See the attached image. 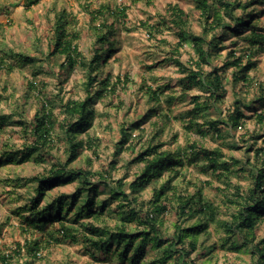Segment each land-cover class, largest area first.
Masks as SVG:
<instances>
[{
	"label": "rangeland",
	"instance_id": "1",
	"mask_svg": "<svg viewBox=\"0 0 264 264\" xmlns=\"http://www.w3.org/2000/svg\"><path fill=\"white\" fill-rule=\"evenodd\" d=\"M27 1L0 0V115L8 116L0 132V254L6 256V263L130 264L128 260L118 259L113 250L108 254L102 253L85 239L91 237L96 240L98 236L88 233L81 224L91 223L102 227L119 224L118 203L126 204L121 198H110L108 191L102 186L98 188L95 201L106 199L109 206L98 220L93 217L76 220L73 213L76 207L67 214L66 219L47 222L42 230L27 226L23 219L29 215L28 206L35 196L37 182L33 179L34 176L45 174L53 166H61L67 158L68 143L59 127V123L66 117L61 105L68 99L85 97L84 85L89 72L87 66L94 50L101 45L105 48L101 59L96 63V70L91 72L93 76L97 75L92 89L97 90L99 81L107 74L110 75V84L102 97L93 98L91 126L77 134L76 139L82 141L83 146L77 159L67 167L100 171L113 186L117 185L116 180L121 179L124 183L122 190L128 194L127 184L143 166L142 162H132V159L148 144H158L159 150L179 153L193 142L208 149L218 148L224 155V161L231 162V158L240 161L236 165H229L231 172L227 176L230 179L215 176L209 169H203V161L185 163L177 175L165 171L138 193L130 195L137 199L131 206L142 214L145 211L152 213L155 189L170 180L177 192L184 196L194 194L197 189L201 190L205 199L217 204L221 218L229 219L233 210L225 196L236 198L234 192L238 186L240 192L247 193V189L252 187L251 173L248 172L250 165H257L263 160V157L255 160L254 149L248 150V147L253 143L255 147L264 149V140L258 136L264 135V121H259L256 117L257 113L264 111V101L261 98L264 95V43L260 50H254L249 57L245 40L249 30H244L240 35L227 33L222 37L217 48L211 50L210 63L204 64L202 69L206 73L216 70L221 75L225 93L221 101L216 102L211 109L195 114L190 112L191 95H199L203 100L209 92L205 87L185 84V73H181L172 62L170 57L177 55L174 51L181 31L171 23L166 8L177 5L185 13V25L181 29L187 35H201L204 24L196 7V0H35L32 4ZM230 1L244 3L249 0ZM257 1L259 2H255L247 10L257 14L255 30L264 34V0ZM209 2L214 4L215 0ZM100 5L120 12L118 16L106 13L102 17L107 19L108 24L113 23L114 33L109 36L113 40L114 52L111 54L106 50V44L99 43L95 36L94 29L102 20H91V11L98 9ZM122 8H125L124 13ZM62 9L72 15L73 20H70L67 30L78 33L75 42L82 54V61L86 63H77L70 70L65 65L61 66L65 63L63 56L48 57L54 14ZM240 14L241 9L234 13L236 16ZM227 19L229 23V18ZM205 37L209 40L210 33ZM179 47V60L194 68L192 62L197 56L190 40ZM106 54L110 56L106 57ZM20 55L34 57L35 61H19ZM238 56L242 57V64H246L248 59L255 62L256 66L247 72L252 83L235 81V68L222 66L224 61ZM9 65L13 69L10 70ZM29 80L37 84L33 91L27 89ZM150 89L159 92L158 102L150 98ZM36 98L55 103L52 107L55 117L53 141L43 152L42 159L36 160L33 155L29 159L21 160L17 157L16 161L5 162L4 151L20 150L33 141L29 134V124L40 106ZM236 101H239L245 117L234 127L228 125L227 115L233 111ZM152 108L156 110L155 114L151 113ZM191 118L199 123L208 119L217 120L216 126L221 129V134H213L207 123L203 126L205 130L208 129L206 134L203 136L197 133L188 126ZM139 120L142 122L138 129L130 127ZM122 127L127 128L130 133L124 143H120ZM92 181L99 183L97 175L92 176ZM77 183L78 179H73L67 184L47 190L44 196L38 197L37 208L46 206L56 196L73 193ZM166 193L168 200L160 199L165 203L166 209L162 215L156 216L158 220L155 224L160 237L169 240L175 225L186 226L194 218L180 220L176 213L177 197L172 195L171 190ZM128 209L129 207L124 208L125 211ZM61 223L73 228L75 240L58 232ZM127 226L130 230H148V226L140 224L139 219L127 222ZM207 230L210 231L209 236L202 234L199 238V242L204 241L206 246L190 252L184 258L185 264H255L254 255L249 250L234 251L228 248V244L221 245L226 237L221 228L210 224ZM262 237L264 218L256 229V241ZM35 240L40 245L37 258L27 251L25 245ZM114 247L113 244V249ZM164 247L165 245L151 247L147 244L146 255L141 264L156 261ZM91 252L94 253L93 256ZM0 264H3L1 260ZM166 264L180 263L171 258Z\"/></svg>",
	"mask_w": 264,
	"mask_h": 264
},
{
	"label": "trees",
	"instance_id": "2",
	"mask_svg": "<svg viewBox=\"0 0 264 264\" xmlns=\"http://www.w3.org/2000/svg\"><path fill=\"white\" fill-rule=\"evenodd\" d=\"M28 4H32L35 0H28ZM257 0H249L244 3L240 1L230 0H215L212 4L209 0H196V7L200 11V17L203 20V33L201 35H193L184 32L181 29L185 25V13L177 5H169L166 11L169 13L171 23L176 26L181 33L178 34L179 43L175 47L174 53L170 58L172 62L178 67L181 73H185V84L205 87L209 94L206 98L201 100L199 95H191L190 100L192 102V109L190 112L195 114H201L213 107L216 102H220L225 93V89L222 84V77L216 70L205 72L202 69L204 64H209V59L212 58V49L217 48V43L222 40L227 33H233L234 35H240L244 30H249L245 40L248 44V56L256 50H260L264 43V34L256 31L254 26L255 18L257 14L252 10H247ZM241 9V14L234 15L235 11ZM125 8H122L124 13ZM91 20L96 21L100 18L102 22H99L95 27V36L99 43L106 44V50L108 53H113L112 48L113 40L109 37L112 36L113 23L108 24L107 19L102 17L107 14H113L118 16L119 10L111 11L108 6L100 5L98 9L91 11ZM120 13V12H119ZM123 13H121L123 15ZM101 16V17H100ZM229 18V23H227ZM70 20H73L71 13L65 9L57 11L54 14V22L52 28V38L50 40V49L48 57L63 56L65 63L61 64L66 66L67 70L73 69L77 63H83L82 54L78 49V45L75 39L78 37L76 31L70 32L67 30ZM105 29V30H103ZM210 33V39L206 40V34ZM191 36V37H190ZM190 39H189V38ZM191 42L193 50L197 56L194 59L192 66H186L179 60V46L187 41ZM104 46V45H103ZM105 47L102 45L94 50L92 60L87 66L89 69L87 81L85 87V97L83 99H68L61 106L65 113L63 122L59 123V127L65 135V139L68 143V155L66 160L60 164L61 166H53L45 174L40 176H34V180L37 182L35 187V196L31 198L28 206L29 215L24 217L27 226L35 227L40 230L44 228L47 222L50 221H62L66 219L67 214L74 210L75 219L80 218H92L98 220V218L105 213L108 202L106 199H100L95 201V196L98 194V188L103 187L107 190L110 198H118L126 201V204L119 202L118 207L120 209V222L112 227L97 226L91 223L81 224V226L91 233L98 236L95 240L91 237H85L90 244L98 248L102 253H110L112 250L120 260H128L130 264H141L143 258L146 255V246L150 244L151 247H161L165 245L160 257L156 261H151L150 264H166V262L175 258L180 264H185L184 258L187 257L190 252H193L201 246L204 248L206 244L204 241L199 242V238L202 234L209 236L210 224H213L215 228H221L226 234V237L222 241L221 245L228 244V248L234 251L249 250L254 255L255 264H264V237L256 241V229L259 226V222L264 218V149L262 147H255L252 143L249 145L248 150L254 149L255 160H260L256 165L251 166L248 171L252 177V187L247 189V193L240 192V187H236L234 195L236 198L230 199L225 196L227 202L231 204L232 212L229 219H222L220 211L212 200H207L202 195V191L197 189L194 194L184 196L178 193L176 187L171 185L170 180L162 183L158 189L154 191L153 200V212L149 213L145 211L144 214L137 211L131 203L137 201L136 197H130L132 194L138 193L141 189L152 183L154 179L160 177L163 172L170 171L174 175L179 173V169L186 164H194L203 161L205 166L203 169L210 170L215 176H224L225 179H230L227 176L230 171L229 165H236L240 161L231 158L232 161H224L223 153L218 148L208 149L198 143H190L185 150L181 153L175 151L159 150V145L148 144L141 152H138L132 159V162H142L143 166L140 168L135 178L127 184L129 193H125L122 188L124 183L121 179L115 181L117 185L113 186L107 180L106 175L100 171L92 172L88 169H69L67 166L75 161L78 157L79 150L83 146L82 141H77L76 136L78 133L84 132L91 126L93 117V111L91 110L93 98L102 97L108 89L110 82V75L107 74L103 79L99 81V87L93 91L92 86L97 81V75H92L97 68V62L101 59L102 53ZM231 54V53H230ZM110 56L106 54V57ZM231 56H233L231 54ZM19 61H27L33 63L34 57L20 55ZM242 57H232L230 60L223 62L224 67L232 66L236 72L233 73V79L235 81H242L243 84L252 83V78L248 77V70L256 66L254 61L248 59L246 64H242ZM11 70L13 67L8 66ZM41 68V67H39ZM41 70V69H39ZM35 76V75H33ZM37 84L33 80H29L27 83L28 90H35ZM150 98L155 101H159V92L150 89ZM29 99L30 97L26 95ZM264 101V95L261 96ZM39 107L33 115L32 121L29 124V134L33 137V141L25 145L22 149L15 151H4V161L13 162L17 157L21 160L29 159L33 155L36 156V160L42 159L43 152L49 148L52 140V134L55 128V117L52 111L54 107V101L41 100L36 98ZM239 101H236V106L233 111L228 112L227 119L229 126H237L241 120L245 117L242 112ZM151 113H156V110L152 108ZM147 117V115H146ZM259 121H264V111L256 114ZM8 116L0 115V132L3 129ZM145 118V117H144ZM188 126L194 129L197 133L205 135L206 131L203 128L204 123H207L209 130L216 136L221 134V129L216 126L217 120L208 119L202 123L195 121L194 118L188 120ZM19 122V121H18ZM142 120L135 121L130 127L138 129ZM221 122V121H220ZM21 123V122H20ZM227 124V123H226ZM130 133L127 132V128H121V140L120 143H124L128 140ZM263 138L264 135H258ZM92 141H89V143ZM33 158V157H32ZM1 162V160H0ZM249 162V161H248ZM247 163V162H245ZM59 165V164H58ZM242 169V168H241ZM237 169H233L235 171ZM97 175L99 183L92 181V176ZM73 179H78L75 191L70 194H61L53 198L46 206L37 208V201L39 196H44L47 190L54 188L61 184H67ZM172 191V195L177 197L176 213L181 219L191 217L194 218L193 222L186 226L180 224L175 225V229L171 239L164 240L160 237L158 228L156 226L157 215H162L166 209L165 203L161 202V198L167 201V191ZM129 207L127 211L124 208ZM64 212V214H63ZM150 214V215H149ZM74 219V220H75ZM139 219L140 224L148 226L147 229H128L127 222ZM39 223V225H36ZM146 228V227H144ZM58 232L64 237H69L75 240L76 236L73 233V228L60 224ZM168 242L167 244H165ZM113 244L115 245L113 249ZM26 249L30 254L37 258L40 250L39 241L35 240L32 243H26ZM244 248V249H242ZM20 251V250H19ZM93 256V252H91ZM0 260L3 264H7V258L0 254ZM145 264V263H143Z\"/></svg>",
	"mask_w": 264,
	"mask_h": 264
}]
</instances>
